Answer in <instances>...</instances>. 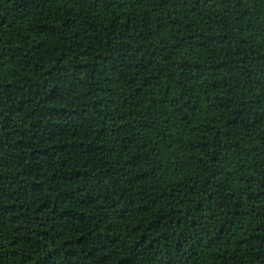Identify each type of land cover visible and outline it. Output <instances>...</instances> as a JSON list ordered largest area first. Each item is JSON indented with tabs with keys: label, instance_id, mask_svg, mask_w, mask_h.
Listing matches in <instances>:
<instances>
[{
	"label": "trees",
	"instance_id": "trees-1",
	"mask_svg": "<svg viewBox=\"0 0 264 264\" xmlns=\"http://www.w3.org/2000/svg\"><path fill=\"white\" fill-rule=\"evenodd\" d=\"M0 264H264V0H0Z\"/></svg>",
	"mask_w": 264,
	"mask_h": 264
}]
</instances>
